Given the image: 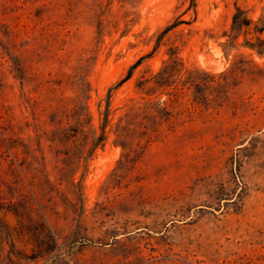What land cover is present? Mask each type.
<instances>
[{
    "label": "rangeland",
    "instance_id": "rangeland-1",
    "mask_svg": "<svg viewBox=\"0 0 264 264\" xmlns=\"http://www.w3.org/2000/svg\"><path fill=\"white\" fill-rule=\"evenodd\" d=\"M236 6L264 17L0 0V264H264V55L252 30L231 46ZM170 53L174 84L138 90Z\"/></svg>",
    "mask_w": 264,
    "mask_h": 264
},
{
    "label": "trees",
    "instance_id": "trees-1",
    "mask_svg": "<svg viewBox=\"0 0 264 264\" xmlns=\"http://www.w3.org/2000/svg\"><path fill=\"white\" fill-rule=\"evenodd\" d=\"M176 25H177L176 23H173L168 27H166L161 32V34L157 38V43L154 49H156L159 46L164 35L167 34V32L173 29ZM251 30L255 34L254 41L245 40L243 45L254 50L258 55L262 56L264 55V17H260L254 20L249 16L247 10H245L240 6H236L235 12L233 13L231 19L230 32L229 34H227L230 39L231 46H235V42L241 34H245V33L247 34ZM139 63L140 60L137 61L131 67V72L121 81V83L131 77L132 70H134L139 65ZM178 66H180V68H178ZM182 67L183 64L180 58L170 53L168 60L165 61L164 66L157 73H155L153 76L149 78L142 77L141 79L138 80L136 84L137 89L140 91H144L146 95H152L160 90L163 91L174 84L175 81L174 77H176L181 73ZM187 72L190 73L189 71ZM176 90L178 89L176 88ZM176 90L170 94L174 96L175 99H178L179 90L178 91ZM158 106L159 104L150 106V103H148L143 106V109L147 110L148 108L153 107L155 112L157 113L155 117L161 118L163 115L162 112L166 110V107L165 106L158 107Z\"/></svg>",
    "mask_w": 264,
    "mask_h": 264
}]
</instances>
